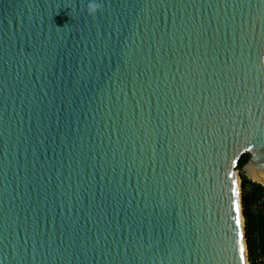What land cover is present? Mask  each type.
<instances>
[{
	"label": "water",
	"instance_id": "obj_1",
	"mask_svg": "<svg viewBox=\"0 0 264 264\" xmlns=\"http://www.w3.org/2000/svg\"><path fill=\"white\" fill-rule=\"evenodd\" d=\"M98 2L0 0V264H247L264 0Z\"/></svg>",
	"mask_w": 264,
	"mask_h": 264
},
{
	"label": "trees",
	"instance_id": "obj_2",
	"mask_svg": "<svg viewBox=\"0 0 264 264\" xmlns=\"http://www.w3.org/2000/svg\"><path fill=\"white\" fill-rule=\"evenodd\" d=\"M245 154L237 166L244 217L245 239L250 264H264V186L251 181L244 172L249 160Z\"/></svg>",
	"mask_w": 264,
	"mask_h": 264
},
{
	"label": "clouds",
	"instance_id": "obj_3",
	"mask_svg": "<svg viewBox=\"0 0 264 264\" xmlns=\"http://www.w3.org/2000/svg\"><path fill=\"white\" fill-rule=\"evenodd\" d=\"M88 15L95 17L97 12L103 11V4L98 0H88L87 6L84 9ZM264 60V58H262Z\"/></svg>",
	"mask_w": 264,
	"mask_h": 264
},
{
	"label": "rangeland",
	"instance_id": "obj_4",
	"mask_svg": "<svg viewBox=\"0 0 264 264\" xmlns=\"http://www.w3.org/2000/svg\"><path fill=\"white\" fill-rule=\"evenodd\" d=\"M237 174H238V177H239V183H241V178H240V172H239V170H237ZM246 251H247V264H250V262L248 260V250H247V246H246Z\"/></svg>",
	"mask_w": 264,
	"mask_h": 264
},
{
	"label": "snow or ice",
	"instance_id": "obj_5",
	"mask_svg": "<svg viewBox=\"0 0 264 264\" xmlns=\"http://www.w3.org/2000/svg\"><path fill=\"white\" fill-rule=\"evenodd\" d=\"M240 251L243 252V246L240 247ZM241 259H243V256H241Z\"/></svg>",
	"mask_w": 264,
	"mask_h": 264
}]
</instances>
